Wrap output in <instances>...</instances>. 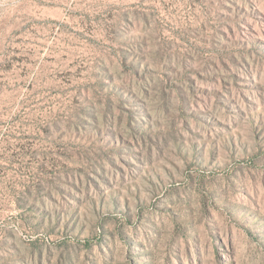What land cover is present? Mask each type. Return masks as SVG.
<instances>
[{"label": "rangeland", "instance_id": "1", "mask_svg": "<svg viewBox=\"0 0 264 264\" xmlns=\"http://www.w3.org/2000/svg\"><path fill=\"white\" fill-rule=\"evenodd\" d=\"M0 264H264V0H0Z\"/></svg>", "mask_w": 264, "mask_h": 264}]
</instances>
